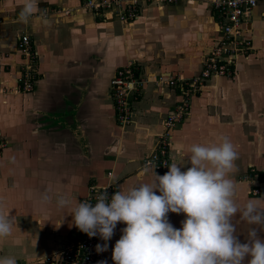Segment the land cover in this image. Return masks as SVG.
I'll return each mask as SVG.
<instances>
[{
  "label": "crops",
  "instance_id": "0c3cea01",
  "mask_svg": "<svg viewBox=\"0 0 264 264\" xmlns=\"http://www.w3.org/2000/svg\"><path fill=\"white\" fill-rule=\"evenodd\" d=\"M81 1L36 0L35 12L22 22L23 0H0V82L6 90L20 72L22 33L29 34L38 52L33 90L0 95V135L8 143L0 150V206L14 218L12 235L0 238V257L15 258L17 264H53L49 257L76 234L68 209L57 207L60 196L81 202L93 184L113 181L121 191L150 181L153 172L143 159L181 98L177 89L156 87L152 79L198 74L221 36L210 0L146 3L127 24L89 12L45 15ZM242 28L250 53L237 57L234 74L211 77L191 95L187 116L173 130L171 164L185 171L191 167L190 145L226 137L237 152L230 178L238 206L248 200L264 206V197L249 194L246 180L251 168L264 178V0H257ZM129 62L137 64L146 82L132 101L131 124L122 127L111 79ZM184 219L183 213H168L176 229ZM233 223L239 241L247 242L254 226L239 213ZM124 227L117 223L103 252L108 258L99 261L114 264L112 252ZM257 231L264 239V229Z\"/></svg>",
  "mask_w": 264,
  "mask_h": 264
},
{
  "label": "clouds",
  "instance_id": "9594fccd",
  "mask_svg": "<svg viewBox=\"0 0 264 264\" xmlns=\"http://www.w3.org/2000/svg\"><path fill=\"white\" fill-rule=\"evenodd\" d=\"M35 10L36 0H23L19 19L27 22ZM186 157L191 167L185 171L172 163L164 175L153 170L149 182L117 191L110 200L107 192L96 197L95 205L62 195L57 207L68 209L78 230L105 241L95 246L98 253L107 251L117 223L126 224L112 252L114 264H264V239L257 231L264 229V206L257 200L237 204L230 178L237 159L233 143L226 137L193 143ZM48 200L45 194L42 202ZM169 212L185 214L180 229L168 221ZM9 213L0 206V238L12 235L14 218ZM237 213L254 226L245 243L236 235ZM0 264L17 261L4 256Z\"/></svg>",
  "mask_w": 264,
  "mask_h": 264
},
{
  "label": "built area",
  "instance_id": "2783aa9c",
  "mask_svg": "<svg viewBox=\"0 0 264 264\" xmlns=\"http://www.w3.org/2000/svg\"><path fill=\"white\" fill-rule=\"evenodd\" d=\"M177 0H83L75 7H54L45 15H72L77 12H89L95 17L116 19L123 23H133L140 15L144 4L153 3L157 6L171 4ZM257 0H210L211 9L219 18L218 31L220 40L218 44L204 57L202 67L198 74L183 78L177 76H156L152 83L156 87L168 86L178 90L180 100L169 112L164 120L163 130L158 134L155 147L144 159L145 167L150 168L158 175H164L171 164V148L174 128L187 116L189 112V99L191 95L200 92L211 77L231 76L235 73L237 57L250 53V42L243 37L242 23L256 6ZM21 64L20 72L16 76V84L6 90L0 82V95L6 97L9 93L31 92L38 77L36 70L38 52L33 47L29 34L22 33L19 42ZM143 80L138 72L135 62L119 67L111 79V92L117 120L121 124L132 121L130 102L135 97ZM7 141L0 135V150L7 146ZM251 175L246 177L250 183L249 194L253 197H264V178L259 179L255 168L250 169ZM112 178V171L107 172ZM108 193V199L117 192L116 184L109 181L105 184H93L81 202L87 201L95 205L96 197ZM103 244L99 236L89 237L77 229L74 237L65 242L61 249L49 257L53 264H94L108 258L103 252L96 251V245Z\"/></svg>",
  "mask_w": 264,
  "mask_h": 264
},
{
  "label": "rangeland",
  "instance_id": "374dc122",
  "mask_svg": "<svg viewBox=\"0 0 264 264\" xmlns=\"http://www.w3.org/2000/svg\"><path fill=\"white\" fill-rule=\"evenodd\" d=\"M136 65H137V64H136ZM137 69H138V67H137ZM198 73H199V72H198ZM169 75H171V76H177V75H174V74H169ZM169 75H167V76H169ZM158 76H161V75H158ZM155 77H156V76H155ZM167 87H168V86H167ZM139 89H140V88H139ZM138 91H139V90H138ZM138 91H137V92H138ZM198 93H199V92H198ZM135 95H136V93H135ZM134 98H135V97H134ZM134 98H132V99H131V102H130L131 111H132V117H133V106H132V101H133ZM174 106H175V105H174ZM173 108H174V107H173ZM173 108H172V109H173ZM168 115H169V113L167 114V116H168ZM167 116H166V117H167ZM131 122H132V121H131ZM131 122H130V123H127V124H121V123H119V122H118V123H119V125H121L122 127H124V126H127V125L131 124ZM163 127H164V123H163ZM247 177H248V176H247Z\"/></svg>",
  "mask_w": 264,
  "mask_h": 264
},
{
  "label": "trees",
  "instance_id": "16d2710c",
  "mask_svg": "<svg viewBox=\"0 0 264 264\" xmlns=\"http://www.w3.org/2000/svg\"><path fill=\"white\" fill-rule=\"evenodd\" d=\"M258 176H259V179H262V178H263V176H262V174H261L260 171H259V173H258Z\"/></svg>",
  "mask_w": 264,
  "mask_h": 264
}]
</instances>
